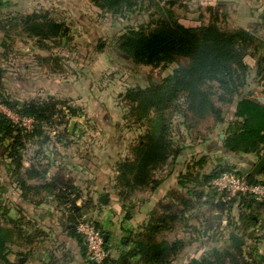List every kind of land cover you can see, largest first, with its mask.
I'll return each instance as SVG.
<instances>
[{"label":"trees","instance_id":"1","mask_svg":"<svg viewBox=\"0 0 264 264\" xmlns=\"http://www.w3.org/2000/svg\"><path fill=\"white\" fill-rule=\"evenodd\" d=\"M92 3L98 11L123 20L115 46L132 64L153 67L177 64L159 83L127 87L121 94L129 107L128 116L132 118L133 125L144 126L142 133L132 142L131 157L118 159L116 163L114 188L124 219L131 218L136 192L156 190L162 182L156 177V172L182 151L185 137L180 139L176 136V121L178 127L186 132V137L204 140L206 135H201L198 125L202 120L212 118L214 127L221 126L222 145L230 153L262 156L264 100L253 97L251 92L264 87V35L258 34V31H264V13L257 16L252 28L224 29L215 21L186 26L172 8L174 0H92ZM151 9L147 23L129 24L133 14ZM20 23L22 33L33 39L34 45L42 50L60 47L62 37L71 40L70 26L51 17L48 11H34ZM3 48L2 56L5 57L10 49L4 42ZM96 49L101 52L104 43H99ZM247 56L254 59V68L245 61ZM36 61L55 73H61L63 69L64 58L58 55L37 56ZM0 104L21 117L33 119L32 128L27 131L0 110V151L8 160L5 164L8 179L5 182L0 180V201L9 189L29 205H32V196L41 193L53 195L67 211L68 233L79 243L85 262L95 264L87 260L85 242L76 229L78 219L88 217L91 200L87 199L79 206L76 204L80 191L63 167L47 178L57 152L52 150L53 156L45 155L44 148L52 141L46 129L54 124H63L68 116H77L79 110L70 104L69 99L49 96L18 100L8 94L3 96L2 92ZM65 132L67 135V130ZM62 133L56 134L55 142L63 140ZM29 140L37 144V149L33 152L34 163L31 158L29 165L25 166L24 155ZM45 159L47 162L42 163ZM204 162L205 157H202L197 165ZM224 172L264 184V180L228 164L218 165L202 175L187 171L178 179V185L185 191L168 192L166 200L158 202L139 231L131 234L127 240L129 247L116 257H108L104 264H171L193 240L202 238L215 242V245L208 247L200 256L190 258L187 264H264V252L259 253L255 247L219 244L221 233L216 232L215 223L218 221L214 218H210L206 228L188 225L190 217H197L195 213L188 215V212L198 211L201 205H207L212 211L226 214L227 226L232 227L240 238L247 236L256 245L262 238L264 202L247 195L222 202L210 182ZM262 172L264 174V168ZM32 180L37 182L32 184ZM204 187H210L213 196ZM242 207L246 211L242 212ZM235 209H240L237 217L232 215ZM15 214L17 216L13 217L11 207L0 202V264H29L25 259L10 260L9 246L23 237L26 243H33L40 234L38 230L32 232V220L20 205L16 206ZM88 219L104 234L98 222ZM178 226L185 232H192L195 237L167 238V234ZM249 229L251 232H246ZM255 230L263 234L258 236L254 234ZM240 231L244 233L241 235ZM105 246L109 248L108 240Z\"/></svg>","mask_w":264,"mask_h":264},{"label":"crops","instance_id":"2","mask_svg":"<svg viewBox=\"0 0 264 264\" xmlns=\"http://www.w3.org/2000/svg\"><path fill=\"white\" fill-rule=\"evenodd\" d=\"M15 1L18 0H0V14L4 15V13L7 12L14 17L18 12V10H15L16 8L14 5H12ZM31 1L32 5L35 3L36 6L39 2H46L51 8V13L56 16L54 18L66 22L67 25L70 23V16L76 18V20L83 17L84 6H86V4L88 7L92 6L93 8H96L92 1L88 3L84 0ZM191 1L192 0H190L189 4ZM83 19L85 18L83 17ZM75 22L76 21L72 20V23ZM1 33L2 39H7L10 36L4 31ZM85 37V33L83 32H70L69 38H71V40L68 41L67 37H62V45L60 47H55L51 50H42L34 45L35 48L31 50V53L28 52V50H20L24 55L29 56V54H32V60L26 64H22L20 60H18L19 62L14 69H4L1 64L0 87L4 85V78H8V80L11 79L18 83V86L23 88L24 93H27L28 95L32 94V98L41 96V98H47L49 96H54L59 99H71L74 100V102L75 100L84 99L85 95L91 93L92 86L94 85L92 84L93 82L84 79L85 76L83 73H86L89 63H83L78 57L79 55H89L94 53L91 49V45H88V43L85 44L79 40L84 39ZM90 38H93L91 37V34ZM70 42H72L71 45ZM3 51V42H0L1 59L5 58L2 56ZM11 51L12 50H10L9 53H11ZM52 54L64 58L61 73H55L47 65H42L36 61L37 56H48ZM69 55H71L74 63H70ZM3 70H6L7 72H4ZM98 101L102 100L97 97L94 102L97 103ZM103 102L106 103V100H103ZM98 103L100 104L102 102ZM90 112L94 118H97L99 115L98 110L92 109ZM221 135H223L221 126H215L207 132L206 139L204 140L185 137L184 146L180 154L174 160H170L168 164L158 171L161 176L156 175V177L162 180L159 187L154 191L142 192V195L138 200H134L135 207L132 209L130 219L123 218L124 211L117 197L116 189L114 188L116 163L118 161L115 156L112 157V159L103 162V168L106 170V174L101 176L99 172L100 165H102L101 163L92 164V160L89 158H81V155L78 156L74 151H72V154L67 152L69 151L68 147L62 143L54 141L53 144L50 142L44 148L46 150V157L53 156L51 152L52 150L57 153L53 159L47 178L51 177L59 167H63L67 174L73 178L74 184L80 191V197L76 201V204L79 206L82 205L85 200H91L92 203L89 215L93 217L94 221L98 222L104 231V235H106L108 240V246L111 247V255L116 257L121 251L129 247V245H127V240L131 237V234L139 231L140 226L146 221L148 214L156 207L158 202L166 200L168 192L171 190L185 191V189H182L178 185V179L181 174L188 171L194 175H202L209 173L218 165L223 166L227 164L234 167L237 166V170L250 174L254 165L260 160V158L264 157V151L262 152L261 157L254 154L230 153L228 149L223 147V138H221ZM48 138L52 137L48 135ZM36 149L37 144H32V163H34L33 152ZM202 157H205V162L203 165L199 166L197 165V162ZM236 159H239L238 164H235ZM45 162H47L46 159L42 161V163ZM81 168L91 172V175L87 179L88 182L82 186L80 184L81 182L77 181L74 174L76 169L80 170ZM255 178L258 180H264L262 170L259 174L255 175ZM36 182V180H32V184ZM204 190L209 192L210 196H213L210 187H204ZM12 192L18 197L16 192L13 190L11 193ZM102 196L106 197L104 202L99 201ZM18 200L19 202H22L19 197ZM200 209L205 210L202 218L196 221L194 217H190L188 225L196 226L200 229L206 228V225L209 224V220L212 217L218 221L215 223V229L217 228L216 232L220 231L221 233V240L218 241L219 244L227 245L231 243V235H236V233L232 227L229 228L227 226L226 214L222 215L217 211H212L207 205H201L198 210ZM25 211L27 210L25 209ZM241 211H246V209L242 207ZM196 212V210H190L188 215ZM239 212L240 209H235L233 210L232 215L237 217ZM218 215L220 217H217ZM262 216L264 217V212H262ZM68 224L67 211L58 204L53 195L41 193L38 196H32V232L34 230L40 232V234L33 239L32 264H87L81 253L79 243L68 233ZM246 232H251V229ZM257 232L258 231L255 230L254 234L258 236L263 234L262 231ZM243 233L244 231H240L241 235ZM188 234L189 232H186V235ZM236 236L243 241L242 244L244 245V248L252 246L255 247L259 253L264 252V235L262 238L258 239L259 242L257 245L247 236L244 238H240L238 235ZM213 245H215V242L207 241L205 238L198 241L193 240L171 262V264H187L190 258L200 256L204 250Z\"/></svg>","mask_w":264,"mask_h":264},{"label":"rangeland","instance_id":"3","mask_svg":"<svg viewBox=\"0 0 264 264\" xmlns=\"http://www.w3.org/2000/svg\"><path fill=\"white\" fill-rule=\"evenodd\" d=\"M84 1L90 3L92 0ZM43 2L44 1L39 2L36 6L35 3L32 5L31 0H18L12 3L16 8L15 10H18L14 17L7 12H5L4 15L0 14V31L2 30L10 35L7 39H2L1 31L0 42H4L5 47L12 50L5 58H0V65L2 64L4 69L16 68L19 62L18 60H20L22 64H26L32 60V54L27 56L20 51L28 50V52L31 53V50L35 48L34 40L22 33L20 20L34 11H48L51 17H56L51 13V8L48 4ZM189 2L190 0H174V4L172 5L179 20L186 26H195L202 23L207 24L211 21H215L224 29L238 27L248 29L254 27L257 16L264 13V0H192L190 4ZM152 11L153 9L148 12L142 11L141 13L133 14L131 16L132 21H130L129 24L138 25L140 23H147L151 18L150 13ZM83 17L85 19H83ZM83 17L76 20V18L70 16L69 26L72 33H85L86 37L79 40L85 44L88 43V45H91V49L94 52L93 54L78 56L83 63H89L86 73L82 72L85 76V78H83L93 82L92 84L94 85L92 86L91 93L85 95L84 99L75 100V102L69 99L70 104L79 110L77 116H68L65 118L63 124H54L46 130L48 132L47 134L52 137V143L54 142L56 134L63 132V140L58 143H62L68 147L69 151L67 152H70V154L74 151L78 156L81 155V158L91 159L92 164L101 163L102 165H100L99 172L102 176L106 174V170L103 168V162L112 159L114 156L117 157V159L131 157L130 148L133 144L132 142H134L144 130V126L133 125L132 118L128 116L129 107L126 101L122 100L123 98L121 97L125 88L136 85L145 87L150 83H159L172 72L177 64L170 63L163 67L134 65L126 59L115 46L116 37L122 30V19L110 13L97 11L96 8L92 6L88 7L87 4L84 6ZM72 20L76 22L72 23ZM90 34L93 38H90ZM258 34L263 36L264 31H258ZM101 42L104 43V49L101 52H96V46ZM71 44L72 42H70V45ZM69 59L70 63L73 62L71 55H69ZM245 61L254 68L255 61L253 58L247 56ZM4 79V85L0 87V92H2L3 96L4 94H8L18 100H28L32 98V94L28 95L24 93L23 88H20L18 83L11 79L8 80V78ZM251 94L258 100L263 101L264 87L255 89ZM97 97L102 100L98 102L102 103L99 104L98 102H94ZM103 100H106V103L103 102ZM92 109L99 111L97 118L92 117L90 112ZM1 111L3 112V110ZM13 113L16 114L15 112ZM12 122L27 131L32 128V123L23 125L22 121L16 122L12 120ZM175 123V131H177L176 136L180 139L186 137V132H184L180 126L178 127V121ZM213 124L212 118L202 120L198 125V130L201 132V135H206L209 130L214 128ZM66 130L68 132L67 135H65ZM27 144L26 153L24 155L25 166L29 165L30 159L32 158V140H29ZM235 161V164H238L239 159ZM7 162L8 160L0 151V180L4 182L8 179L5 169V164ZM235 168L237 169V166ZM74 174L77 181L81 182L80 184L82 186L88 182L87 179L91 175V172L81 168L80 170L76 169ZM156 175L161 176L158 171ZM11 191L12 190L9 189L7 193L5 192V194H3L0 201L1 204L5 203L6 206L11 207L13 217L17 216V214H15L16 206L20 204V206L27 210L25 213H27L28 217L32 220V205L19 202L18 197L14 195L13 192L11 193ZM141 193L142 192H136L133 196V200H138L142 195ZM204 212V209L198 210L195 213L197 217H194V219H196V221L200 220ZM87 218L93 219L91 215H88ZM23 221L26 222L25 220ZM30 222L32 223V221ZM190 236L193 237L195 234L189 232V234L186 235V232L181 226H178L173 232L167 234V238L169 239H188ZM110 248L111 247L108 249ZM110 256L112 257L111 254ZM9 258L12 261L25 259L29 264H32V242L29 244L26 243L25 237H23V239H16L9 246Z\"/></svg>","mask_w":264,"mask_h":264},{"label":"built area","instance_id":"4","mask_svg":"<svg viewBox=\"0 0 264 264\" xmlns=\"http://www.w3.org/2000/svg\"><path fill=\"white\" fill-rule=\"evenodd\" d=\"M0 109L13 121H22L23 125L33 124V119L18 116L4 105H0ZM210 186L222 202L240 195L252 196L257 201L264 202V184L249 182L245 176L239 174L224 172L213 179ZM76 229L85 242L87 260L95 264H104L111 254L110 249L105 246L104 234L86 216L78 219Z\"/></svg>","mask_w":264,"mask_h":264},{"label":"water","instance_id":"5","mask_svg":"<svg viewBox=\"0 0 264 264\" xmlns=\"http://www.w3.org/2000/svg\"><path fill=\"white\" fill-rule=\"evenodd\" d=\"M0 77H1V68H0ZM221 138H223V135H221ZM264 168V157L260 158V160L254 165L252 170L250 171L251 175H257L260 173V171ZM252 199H254L251 196ZM106 200L105 196H102L99 201L104 202ZM217 217H220L219 215ZM107 238L106 235H104V241L106 242ZM243 241L239 239L236 235H231V244L233 247H237L238 245L242 244Z\"/></svg>","mask_w":264,"mask_h":264}]
</instances>
